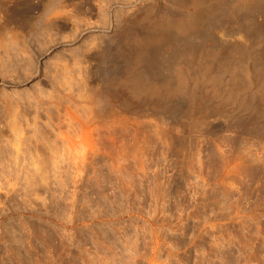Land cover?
<instances>
[{
	"label": "rangeland",
	"instance_id": "rangeland-1",
	"mask_svg": "<svg viewBox=\"0 0 264 264\" xmlns=\"http://www.w3.org/2000/svg\"><path fill=\"white\" fill-rule=\"evenodd\" d=\"M53 5L75 23L33 43L0 0L17 42L0 98L19 99L26 135L0 177V264H264V6Z\"/></svg>",
	"mask_w": 264,
	"mask_h": 264
},
{
	"label": "bare ground",
	"instance_id": "bare-ground-1",
	"mask_svg": "<svg viewBox=\"0 0 264 264\" xmlns=\"http://www.w3.org/2000/svg\"><path fill=\"white\" fill-rule=\"evenodd\" d=\"M55 1H57V0H6V3H7L6 16H7V20L9 22V25H10V27H12V26L18 27V29L20 31V32L19 31L13 32L15 38L17 37L18 34H21L23 37L27 35L34 43L35 39L38 38L39 36H45V35L51 36L52 35L51 28L54 26V23H56V22L67 23V22L71 21V22L75 23V20L73 19L71 13L65 12L62 9H60V10L55 9V6L53 5ZM58 1L63 3L65 0H58ZM258 1L261 3L262 6H264V0H258ZM62 5H64V4H62ZM147 6H149V5H146L145 7H147ZM34 10H39V13L37 15H31L32 12H35ZM152 18H154V17H152ZM149 19H151V18H149ZM152 21H153L152 24L153 23L159 24L164 20L160 21L158 19H152ZM0 26H1V23H0ZM127 29H128V27L125 28L126 31H127ZM128 30H130V26H129ZM15 43H17V42L15 41ZM15 43H14V40H8L7 41V40H5V38L0 37V49H1L0 51L4 52L2 55H0V64L5 63V62H7V64H8V61H7L8 57H9L8 51H11V49H12L11 46L12 45L14 46ZM17 47H19V46H17ZM24 47L25 46H21L20 50H23ZM18 51H19V48H18ZM34 51H35V53L38 54L39 52L42 51V48L37 46V48H34ZM5 54L7 56H5ZM19 54H21V51ZM21 56H20V60H22L23 65H25V69H27L26 67L30 65L28 62V60L30 61V59L27 56L28 58H27V60H25L26 58L23 55H21ZM19 61L17 60L16 66H18ZM20 64H22V63H20ZM3 67H5V66H3ZM18 67H21V65ZM29 68H30V66H29ZM25 69H24V71H25ZM13 72H14V69H12L10 71H9V69H5V71H3V73L1 72L2 74L1 73L0 74L2 75L3 78L4 77H11L10 79L13 80V79H15V78H13L15 76V74ZM15 73H16V76L18 78L21 77L20 74H17V72H15ZM30 73H32L31 70L27 71L26 74H24V73L23 74H24V76H26L27 74L30 75ZM21 75H22V73H21ZM0 99H1L0 108H1L2 113L4 115L6 113V116H11L10 120H8V121H6V120L4 121L3 118L0 119V167H1V171H2L0 173V177H2L5 181H8L9 176L6 173H4L5 161H7V159H8L7 158L9 156L8 154H10L12 152V150H14V155L11 158L16 163V161L18 159V155L20 153H22V146L24 143V139H26L25 138L26 135L24 133V128L21 127V123L18 120V117H19L18 115L20 112L18 110V107L20 106V104H19L20 102H18L19 99L13 98V97L10 98L7 96H2ZM262 112H264V111H262ZM4 129H8L11 136L4 134ZM35 134H39V138H36V136H34ZM5 135H6V137H5ZM29 137L30 138L34 137L35 140L46 139V135L42 134V132H40V130L36 131V128L34 129V132L29 135ZM49 148H51V146H49ZM30 157L32 159V163H34L35 168L39 167V169H40V167L41 168L44 167L40 163L44 159L39 158L38 153L36 154V157H33L32 153H31ZM39 163L41 164V166H39L40 165ZM40 170H39V172H37V174H38L40 180L44 181L45 180V176L43 175L44 171H40ZM42 170H44V169H42ZM36 171H38V169ZM35 180H32L31 182H33ZM3 186H4V183H3V181H1L0 182V189H2ZM5 192H7V190Z\"/></svg>",
	"mask_w": 264,
	"mask_h": 264
}]
</instances>
